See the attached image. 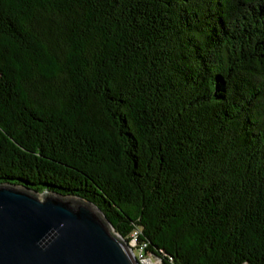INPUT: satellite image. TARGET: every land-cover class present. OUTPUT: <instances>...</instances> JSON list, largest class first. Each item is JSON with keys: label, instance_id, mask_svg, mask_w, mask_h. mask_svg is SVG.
<instances>
[{"label": "trees", "instance_id": "16d2710c", "mask_svg": "<svg viewBox=\"0 0 264 264\" xmlns=\"http://www.w3.org/2000/svg\"><path fill=\"white\" fill-rule=\"evenodd\" d=\"M0 185L157 264H264V0H0Z\"/></svg>", "mask_w": 264, "mask_h": 264}, {"label": "water", "instance_id": "95a60500", "mask_svg": "<svg viewBox=\"0 0 264 264\" xmlns=\"http://www.w3.org/2000/svg\"><path fill=\"white\" fill-rule=\"evenodd\" d=\"M0 264L143 263L93 204L0 185Z\"/></svg>", "mask_w": 264, "mask_h": 264}, {"label": "rangeland", "instance_id": "374dc122", "mask_svg": "<svg viewBox=\"0 0 264 264\" xmlns=\"http://www.w3.org/2000/svg\"><path fill=\"white\" fill-rule=\"evenodd\" d=\"M129 244L132 247L134 254L136 256H139V252L141 250L139 248V246H137V244H135V243H129ZM141 253H142V251H141ZM143 258H144L143 264H157L158 263L157 259L155 257L151 258L150 255H145Z\"/></svg>", "mask_w": 264, "mask_h": 264}, {"label": "built area", "instance_id": "2783aa9c", "mask_svg": "<svg viewBox=\"0 0 264 264\" xmlns=\"http://www.w3.org/2000/svg\"><path fill=\"white\" fill-rule=\"evenodd\" d=\"M130 243H135L136 244V241L133 239V240H131V242ZM141 249V248H140ZM141 251L142 250H140V252H139V256H137V258L143 263V261H144V256L142 255V253H141Z\"/></svg>", "mask_w": 264, "mask_h": 264}]
</instances>
